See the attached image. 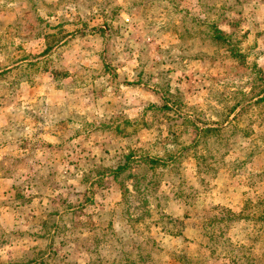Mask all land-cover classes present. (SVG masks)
<instances>
[{"label":"rangeland","instance_id":"374dc122","mask_svg":"<svg viewBox=\"0 0 264 264\" xmlns=\"http://www.w3.org/2000/svg\"><path fill=\"white\" fill-rule=\"evenodd\" d=\"M0 264H264V0H0Z\"/></svg>","mask_w":264,"mask_h":264}]
</instances>
